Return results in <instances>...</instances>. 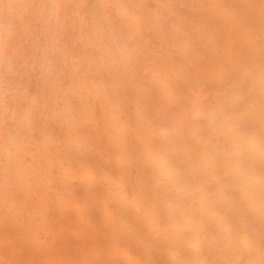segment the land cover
<instances>
[{"label": "bare ground", "instance_id": "1", "mask_svg": "<svg viewBox=\"0 0 264 264\" xmlns=\"http://www.w3.org/2000/svg\"><path fill=\"white\" fill-rule=\"evenodd\" d=\"M260 2L0 0V206L16 212L14 193L32 195V186L43 184L38 202L43 210L35 205V214L44 212L42 227L48 231L46 216L55 209L50 199H60V204L54 199L61 207L57 212L67 213L69 203L88 197L85 184L95 182L108 191L102 206L73 208L104 222L93 264H264V0ZM32 58L41 62L52 97L65 106L62 117L39 120L45 125L40 134L38 95L24 118L20 113L22 121L15 117L18 124L7 128L13 106L7 97L15 91L9 78L17 60ZM35 62L24 77L40 69ZM26 86L21 85L24 92ZM95 99L104 103V126L96 125L97 133L86 130ZM51 112L56 113L54 108ZM74 136L80 144L84 136L94 149L85 152L77 140L68 141ZM40 145L43 156L32 149ZM62 146L75 151L58 153ZM101 168L98 177L91 175ZM56 174L62 175L61 186L64 177L82 174L83 185L69 182L67 195L58 196L56 185L46 188ZM98 212L104 217L99 219ZM60 215V220L65 217ZM58 224L54 230L60 231ZM39 236L34 241L40 244L34 242L29 250L51 258L54 254L42 244L49 237ZM51 241L58 264H82L83 236ZM19 244L0 240V264H9L3 252ZM22 253L10 256L16 264H33Z\"/></svg>", "mask_w": 264, "mask_h": 264}, {"label": "rangeland", "instance_id": "2", "mask_svg": "<svg viewBox=\"0 0 264 264\" xmlns=\"http://www.w3.org/2000/svg\"><path fill=\"white\" fill-rule=\"evenodd\" d=\"M256 1V4L257 5H259L261 2H260V0L258 1V0H255ZM154 8V6L153 7H151V9H153ZM155 9V8H154ZM28 60V61H27ZM25 61V62H24ZM30 61H32V62H35V61H37V63L39 64V66H40V69H38V71H37V73L35 72V76L33 77V76H31V78H30V76L28 75V73H27V75H26V77H24L25 76V74H26V70H28L29 69V67H30V65L32 64V62H30ZM29 62V63H28ZM40 62V61H39ZM38 62V60L37 59H34V58H32V59H26V60H17V66H16V73L15 74H13V76H14V78H13V76L11 77V79L9 78V81H11V86L12 87H14V92H11V93H8V95H9V97H7L8 98V100L9 101H11V102H8V100L6 99V101L8 102V106H12V103H13V106L11 107V110L9 109V107H8V109L10 110L9 111V116H7V118H8V120H7V128L8 127H10V129L13 127L12 125L13 124H18V123H16V119L18 118V121L20 120V121H22L21 119L22 118H24V115H26V110H28V111H30L31 110V104H30V102H31V100L32 99H35L36 97L38 98V96H39V99H38V102H40L39 103V105H40V111L42 112V116H41V118H39V119H37L36 118V120H38L37 122H40V121H42L43 119H42V117H46L47 115H49V119L50 118H60V117H62L63 116V108L65 107L64 106V104L62 103V102H57L53 97H52V92L50 91V86H47V85H45L44 84V81L42 80V78H43V76H41L42 75V72H41V62L39 63ZM22 63H23V65L25 66V67H23V66H21L22 65ZM36 63V62H35ZM21 64V65H20ZM26 64V65H25ZM37 64V65H38ZM22 67H20V66ZM29 65V66H28ZM19 67V68H18ZM43 67V66H42ZM17 68H18V70H17ZM21 68V69H20ZM21 71L22 72H24V73H21ZM18 72V73H17ZM20 72V73H19ZM41 73V74H40ZM40 75V76H39ZM16 76V77H15ZM32 77H33V79H32ZM18 78V79H17ZM29 80H27V79ZM50 78V80L51 79H53V77L51 76V77H49ZM48 78V79H49ZM14 79V81L12 82V80ZM22 79V80H21ZM20 80L21 81H23V82H20ZM24 80H26V81H24ZM30 80H32L31 82H30ZM19 81V82H18ZM28 81V82H27ZM34 81V82H33ZM27 84L28 86H26L28 89H27V91L26 92H24V90H23V88H21V85L22 84ZM31 83L33 84V85H31ZM51 83V82H50ZM44 84V85H43ZM29 85L31 86L30 88H29ZM34 85H35V87H34ZM25 86V85H24ZM42 86H45V87H43V88H45V90L47 91V93L50 95V97L49 98H51L52 100H50V99H48V94L47 93H45V90L42 88ZM18 87V88H17ZM37 87V88H36ZM40 87V88H39ZM36 88V89H35ZM30 89V90H29ZM34 89V90H33ZM21 92H23V93H21ZM41 92H40V91ZM25 93L27 94V95H25ZM29 93V94H28ZM41 93H43L42 95H41ZM14 96V98L12 99L10 96ZM38 95V96H37ZM43 95H46L47 96V98L45 99V96H43ZM19 96V97H18ZM21 97H22V99L24 100V101H22V99H21ZM25 97V98H24ZM17 98V99H16ZM30 98V99H29ZM36 98V99H37ZM12 99V100H11ZM21 99V100H20ZM26 99V100H25ZM44 100H46V101H48V100H50L51 101V103H46L45 104V102L46 101H44ZM27 101H28V104H27ZM9 103H11V104H9ZM23 103V104H22ZM17 104V105H16ZM27 104V105H26ZM52 104V105H51ZM76 104V105H75ZM19 105H21V106H19ZM24 105H25V108H24ZM74 106H75V108L77 109V108H80V103L78 102V101H74V104H73ZM14 106H16V107H14ZM51 106H53V107H51ZM23 107V108H22ZM47 107V108H46ZM91 107H94V109L96 110V111H94L95 113L94 114H91V116H90V119H91V122L89 123V125H88V128L86 129L87 131L89 130H92V132H94V133H97V129H96V125H98L99 123H102V126H104V103L103 102H100V100L99 101H96V99H95V104H92V106ZM18 108H20L21 109V111L18 109ZM28 108V109H27ZM49 108H50V110H49ZM54 108V110L56 111V113H54L53 114V112H51V110ZM59 108V109H58ZM1 109V108H0ZM14 109H16V111L15 112H17V114H19V115H16V114H14L15 112L13 111ZM58 109V110H57ZM19 110V111H18ZM23 111V112H22ZM50 111V112H49ZM12 114H11V113ZM19 112V113H18ZM24 112H25V114H24ZM0 113H1V110H0ZM20 113L21 114H23V115H21V117H20V119H19V116H20ZM51 113V114H50ZM12 115V116H11ZM57 115V116H56ZM12 117V118H11ZM15 117H17V118H15ZM6 117L4 116V122H3V124L5 125L6 124V119H5ZM9 118H11V119H9ZM15 118V119H14ZM13 119V120H12ZM78 119H79V125L81 124V116H80V114L78 115ZM84 119L85 120H87L86 119V117H84ZM40 120V121H39ZM83 121V122H87V121ZM95 120V121H94ZM17 121V122H18ZM20 121H19V123H20ZM25 122V121H24ZM23 122V123H24ZM41 123V124H40ZM39 123V126L41 127H39V126H36V127H38L37 128V130L38 131H36V134H40V131L39 130H41V131H43V128H45V125L43 126V124H42V122H40ZM2 124V125H3ZM9 124V125H8ZM21 124H22V122H21ZM3 125V128L4 129H7V128H5V126ZM38 125V124H37ZM81 126V125H80ZM93 126V127H92ZM9 130V129H8ZM88 131V132H89ZM83 135V134H82ZM76 137L78 138L79 136H74L73 137V139L72 138H70L68 141H75V140H77L76 139ZM80 138V137H79ZM83 138L85 139H82L81 141H83V142H81L82 144H80L79 142H80V139L79 140H77V141H75L76 143H78L79 145H81L82 147H84V149H85V152H89V151H92L93 149H94V144H92V143H90L89 141H88V139H86L84 136H83ZM5 142V141H4ZM42 146L40 145V146H38L37 148H36V146L34 147V148H32L34 151L35 150H37V152L40 154V156H43V154L42 153H44L43 151V147L41 148ZM73 146H71V147H60L58 150H57V152L58 153H61V151H63V152H65V150L66 151H75V149L74 148H72ZM89 147V148H88ZM102 147L104 148V145H102ZM71 148V149H70ZM64 149V150H63ZM87 150V151H86ZM63 152H62V154H63ZM2 153H0V155H1ZM98 156L99 157H101V158H104V154H102V153H98ZM28 161H30V159H27ZM73 163H75V162H73ZM71 165H75V164H71ZM104 171V168H101V169H99V170H97V173H92L91 175L92 176H94V177H98V173H101V172H103ZM62 176V175H61ZM60 176V174L58 175V174H56V175H53L52 176V178H51V181H49L48 183H47V186H46V188L47 187H55V185H56V187H55V189H56V192L59 194L58 196H62L63 194H65V195H63V198L67 195V191H65L66 189L68 190V188H64V187H67V185H65V184H67V183H75L76 182V184H79V186L80 185H83V178H82V174L81 175H78V176H75V175H70L69 177H68V179L67 178H65L64 177V184H63V186H61V185H59V183H58V178L60 177V178H62ZM68 181V182H67ZM103 183L105 182V183H107V181L106 180H104V179H102L101 180ZM80 182V183H79ZM43 184H36L35 186H32V188H33V191H32V195L30 194H26V193H22V194H19V195H16V193H14L15 194V197H14V204L16 205V209H17V211L16 212H8V210H7V208L5 207V206H0L1 208H0V240L2 241V242H7V243H10V244H18V243H20L19 244V246L17 247V248H15V249H7V250H5V252H3L4 253V257H7L8 259H7V261L9 260H11L10 262H8L9 264H16L15 263V261H14V258L12 259L11 258V256L13 257L14 256V254H20V251L21 252H23L22 253V257H24V258H28V259H31V260H33V264H43V263H45V264H48V261H49V264H52V262L54 263V264H58V263H60V258L58 257L59 255L58 254H56L55 253V251L53 250V241H51V238H58V237H60V236H62V237H65L66 235L67 236H69V237H75V236H78V235H81V236H83L84 238H85V243H84V251L82 252V253H80V256L83 258V261H82V264H93L94 262H97V260H96V258L94 257V255H93V253L95 254V252H96V250L94 249V243H97V241L100 239V237L101 236H104V231H105V228H104V222L103 221H98V222H95L93 219H90L89 220V217H94V214L91 212H88L87 214H82V215H79L77 212H75L74 211V209L73 208H75V207H80V206H82V207H86V208H92V209H94V210H97V209H99L101 206H102V204H103V202H104V198L105 197H107V194H108V191H107V189H105L104 188V186L102 187V185L101 184H99V183H95V182H92V186H90L88 183H86L85 185H87L88 187H90V190L88 191L89 192V194H88V197H86V198H81L80 200H79V203L80 204H78V202L76 203V202H71V204H72V206H71V204L69 205H67L64 209L66 210V212L67 213H65L64 211H62L61 213H58V212H60L59 211V209L61 208V207H57V206H59V204H60V199L58 200V198L57 199H55V197H52V199H50V201H49V203L51 204V206H50V208H55V209H50V211H49V213H48V216H46L47 218H48V221L47 222H49L50 223V225H48V227H50L51 226V228H48V231L47 230H44L43 229V218H42V216H43V213L41 214V212H37L36 214H35V212H36V206H37V209L40 207L41 209L40 210H43V204H39V203H41V202H39V201H41V198H40V195H41V192H42V190L44 189L43 188V186H42ZM50 185V186H49ZM51 185H53V186H51ZM58 186V187H57ZM63 187V188H62ZM81 187V186H80ZM55 189H54V191H55ZM60 190V191H59ZM80 192H82V190H81V188H80ZM56 195V194H55ZM90 195V196H89ZM29 198V199H28ZM90 198V199H89ZM93 198V199H92ZM57 200V202L59 203H57V202H55V200ZM62 199V198H61ZM52 200V201H51ZM27 202V203H26ZM39 202V203H38ZM52 202H54V203H52ZM34 203H36V204H34ZM64 203V202H63ZM37 204H39V206L37 205ZM55 204L57 205V206H55ZM65 205H66V203H64ZM30 205V206H29ZM36 205V206H35ZM41 205V206H40ZM55 206V207H54ZM39 210V211H40ZM3 211V212H2ZM58 211V212H57ZM2 212V213H1ZM53 212H55V213H57V215L54 213L53 214ZM38 213H39V219L37 220V218H35V216L36 217H38L37 215H38ZM62 213H64L63 215H62ZM59 214H61L60 215V217L61 216H65L64 218L63 217H61V220L60 219H58L59 218ZM35 215V216H34ZM53 216V217H52ZM81 216V217H80ZM83 216V217H82ZM99 219L101 218V217H104L103 215H102V213H100V212H98V214L96 215ZM14 217H16V223H17V221L19 222L18 223V225L17 226H13L12 224H11V222L12 221H14L13 220V218ZM52 217V218H51ZM55 217H57V218H55ZM84 217L86 218V221H85V219H84ZM35 218V219H34ZM46 218V219H47ZM52 219V221H51V219ZM55 220H54V219ZM78 219V220H77ZM80 219V220H79ZM33 222H35L36 220V224L35 223H33ZM39 220H41V222L42 223H40V221ZM58 220V221H57ZM63 220V222H60V221H62ZM88 220V221H87ZM21 221V222H20ZM27 223H26V222ZM30 221V222H29ZM56 222V223H55ZM58 222L60 223V224H58ZM81 222V223H80ZM2 223H6V225L5 226H3L2 225ZM32 223V224H31ZM52 223V224H51ZM55 223V224H54ZM64 223V224H63ZM57 224H58V227H59V229H60V231L61 230H64L65 232H67V233H64L63 231H59L58 229H57V227L55 228V230H54V227L55 226H57ZM63 224V225H62ZM20 225V226H19ZM27 226V227H26ZM39 226H41L40 227V229H39ZM62 226V227H61ZM63 226L65 227V228H67V226H68V230H65V229H62L63 228ZM103 226V227H102ZM18 227V228H17ZM70 227H71V229H76V232H73V233H71V229H70ZM8 228H11V230L10 231H8ZM46 228H47V226H46ZM45 228V229H46ZM52 228H53V230H52ZM94 229V230H93ZM95 229H98L99 230V232H95ZM5 230V231H4ZM20 230V231H19ZM39 230V232H37L36 233V231H38ZM45 232H44V231ZM52 231V235L53 236H51V232H49V231ZM73 230V231H74ZM8 231V232H7ZM40 231H43V232H41V234H40ZM18 232V233H17ZM21 232V233H20ZM60 234H59V233ZM63 232V233H62ZM42 233H44V234H42ZM54 233V234H53ZM55 233H57V234H55ZM61 233H62V235H61ZM68 233H69V235H68ZM78 233V234H77ZM36 234V235H35ZM47 234V235H46ZM39 236V240H40V238H41V240H47L46 239V237H49V239L47 240V241H42V244H45L46 245V249H47V251H49L50 253H51V255L52 254H54V255H52V257L51 258H49V257H46L45 255H44V257H42L41 256V254H42V251L40 250L39 251V249H31V250H29L31 247H34V246H36L37 244H35V243H37L38 242V244H40V242L39 241H34V240H36L37 239V237ZM26 236H27V238L29 239H24V238H26ZM35 236H37L36 237V239H34L35 238ZM46 236V237H45ZM24 237V238H23ZM44 237V238H43ZM89 237V238H88ZM19 239V240H18ZM21 239H23V240H21ZM21 241V242H20ZM28 241V242H27ZM30 241V242H29ZM35 242V243H34ZM65 243L63 242V245H64ZM24 245H26L25 247H24ZM23 246V247H22ZM86 246V247H85ZM30 247V248H29ZM72 247V249H74V250H76V247L75 246H71ZM23 248H28V251H25V250H23ZM17 249H19L20 251L17 253ZM22 249V250H21ZM45 249V250H46ZM55 249V248H54ZM50 250H52V251H50ZM7 252V253H6ZM29 254H28V253ZM31 252H32V254H31ZM48 252V253H49ZM13 253V255H11L10 256V254H12ZM24 254V255H23ZM93 255V256H92ZM94 257V258H93ZM46 259V260H45ZM1 260H2V258H1ZM0 260V261H1ZM21 260V259H20ZM2 262V261H1Z\"/></svg>", "mask_w": 264, "mask_h": 264}]
</instances>
